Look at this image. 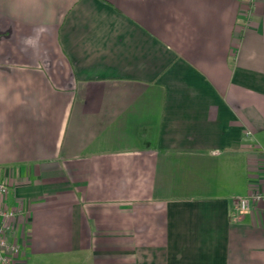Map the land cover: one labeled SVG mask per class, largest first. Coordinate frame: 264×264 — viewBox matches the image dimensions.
I'll list each match as a JSON object with an SVG mask.
<instances>
[{"label":"crops","instance_id":"crops-1","mask_svg":"<svg viewBox=\"0 0 264 264\" xmlns=\"http://www.w3.org/2000/svg\"><path fill=\"white\" fill-rule=\"evenodd\" d=\"M0 0V177L19 264H264V0Z\"/></svg>","mask_w":264,"mask_h":264},{"label":"built area","instance_id":"built-area-1","mask_svg":"<svg viewBox=\"0 0 264 264\" xmlns=\"http://www.w3.org/2000/svg\"><path fill=\"white\" fill-rule=\"evenodd\" d=\"M254 0H247V11L253 5ZM10 180L5 176L0 177V264H19V256L22 254V243L16 238H9L13 228L14 219L21 212L19 207L4 205L3 198L9 190ZM259 200H264V190L252 188L247 194L234 199V213L248 211Z\"/></svg>","mask_w":264,"mask_h":264}]
</instances>
